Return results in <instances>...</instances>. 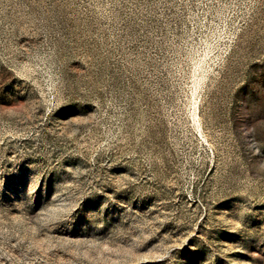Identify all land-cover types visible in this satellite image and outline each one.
<instances>
[{
	"label": "rangeland",
	"instance_id": "1",
	"mask_svg": "<svg viewBox=\"0 0 264 264\" xmlns=\"http://www.w3.org/2000/svg\"><path fill=\"white\" fill-rule=\"evenodd\" d=\"M0 264H264V0H0Z\"/></svg>",
	"mask_w": 264,
	"mask_h": 264
}]
</instances>
